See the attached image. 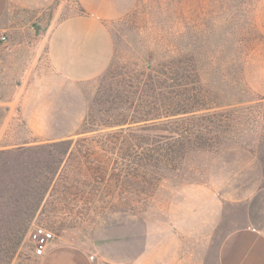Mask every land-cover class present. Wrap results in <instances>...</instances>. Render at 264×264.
I'll return each instance as SVG.
<instances>
[{"label":"rangeland","instance_id":"obj_1","mask_svg":"<svg viewBox=\"0 0 264 264\" xmlns=\"http://www.w3.org/2000/svg\"><path fill=\"white\" fill-rule=\"evenodd\" d=\"M116 5L110 59L89 78L59 75L46 37H0V264L42 263L28 239L35 226L53 234L48 250L72 248L91 264H218L228 233L264 234V0ZM109 70L116 77L103 79ZM168 95L191 112L156 128L190 134L128 140L103 126ZM147 139L180 160L155 167Z\"/></svg>","mask_w":264,"mask_h":264},{"label":"crops","instance_id":"obj_2","mask_svg":"<svg viewBox=\"0 0 264 264\" xmlns=\"http://www.w3.org/2000/svg\"><path fill=\"white\" fill-rule=\"evenodd\" d=\"M123 14L116 0H0V37H29L20 31L46 37V54L55 71L81 80L104 71L111 56L107 22ZM40 257L41 264H91L82 252L61 245ZM217 261L264 264V234L252 225L228 233L219 244Z\"/></svg>","mask_w":264,"mask_h":264},{"label":"trees","instance_id":"obj_3","mask_svg":"<svg viewBox=\"0 0 264 264\" xmlns=\"http://www.w3.org/2000/svg\"><path fill=\"white\" fill-rule=\"evenodd\" d=\"M172 73V69L169 68V70H166L165 72H163L161 74V77L163 76L162 79L159 80L162 81V83H165V81H167L168 79H170V75ZM116 77V74H114V72L112 70H109L107 72V76L105 75V77L103 79H107V80H113ZM161 81L159 83V85H161ZM162 94V93H161ZM258 104V103H257ZM260 106H263L262 104H260ZM177 108L176 105H174V102L172 101V97H170L168 95V97L166 96L165 98H163V100L161 101H155V102H149L144 106V111L142 112H136V114H138V117H132L130 120H126V119H122V120H117L114 122H109V123H104L103 126H105L106 128H117L116 132L118 131L120 134H123L124 137H126V139L128 140H132L135 137V132H147L150 130H162V129H158L156 128V124L153 121L156 120H161V119H168L171 117H176L180 114H188L191 111H183L181 109H175ZM177 119V118H176ZM170 120V119H168ZM148 122H153V123H149L150 125L146 126V127H140V128H133L134 126L132 125H136L139 123H148ZM175 122V121H174ZM119 128V129H118ZM162 131L167 132L170 136L168 138H163L165 140H169V141H175V137H181L183 133L185 134H190V129L188 132V129H184L183 132L180 134V132L176 129H163ZM92 132L91 130H85L83 133L81 134H85V133H89ZM115 132V133H116ZM128 140L127 143H128ZM144 145L146 146L145 151H149V153H157L158 155L156 157L153 156H148L147 160L148 162H152L153 164H155L154 166L157 167V165H161V164H171L174 161L180 160V157L178 159V157H170V158H164L162 157L163 155L160 154V151L163 150V145H166L168 142L163 141V140H154V139H147L146 141H143ZM65 143H59V144H55V145H61L63 146ZM130 146L132 145L135 148H140L142 149L144 146H140L138 144L135 143H129ZM71 145V144H70ZM62 162V161H61ZM165 162V163H164ZM158 168V167H157Z\"/></svg>","mask_w":264,"mask_h":264},{"label":"built area","instance_id":"obj_4","mask_svg":"<svg viewBox=\"0 0 264 264\" xmlns=\"http://www.w3.org/2000/svg\"><path fill=\"white\" fill-rule=\"evenodd\" d=\"M5 40V36L1 37ZM29 242L32 244L33 254L37 257L44 255L50 242L53 239V234L43 227H33L28 233Z\"/></svg>","mask_w":264,"mask_h":264}]
</instances>
